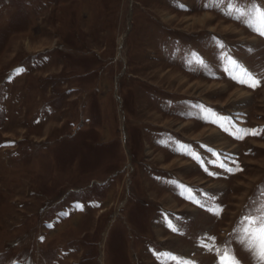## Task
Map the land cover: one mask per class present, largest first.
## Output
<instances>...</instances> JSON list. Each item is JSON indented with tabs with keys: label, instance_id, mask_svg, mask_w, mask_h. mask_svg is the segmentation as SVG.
<instances>
[{
	"label": "rangeland",
	"instance_id": "1",
	"mask_svg": "<svg viewBox=\"0 0 264 264\" xmlns=\"http://www.w3.org/2000/svg\"><path fill=\"white\" fill-rule=\"evenodd\" d=\"M253 6L0 0V264H258Z\"/></svg>",
	"mask_w": 264,
	"mask_h": 264
},
{
	"label": "snow or ice",
	"instance_id": "2",
	"mask_svg": "<svg viewBox=\"0 0 264 264\" xmlns=\"http://www.w3.org/2000/svg\"><path fill=\"white\" fill-rule=\"evenodd\" d=\"M249 11L258 21L259 26L254 28V30L257 31L259 35L264 36V6H253ZM233 64L235 65V62H233ZM241 77L242 79L240 82L248 83L251 87H256L261 83L260 80L256 79L247 70L241 72ZM242 131H244L245 134L259 135L256 129ZM238 138L243 137L240 136ZM228 171H232V169H228ZM234 231H240L242 233V241L246 240L245 246L253 251L254 256L258 260V264H264V208L256 215L242 217L239 228L234 229ZM219 264H239V261L235 256L228 252H224L223 255L219 257Z\"/></svg>",
	"mask_w": 264,
	"mask_h": 264
},
{
	"label": "crops",
	"instance_id": "3",
	"mask_svg": "<svg viewBox=\"0 0 264 264\" xmlns=\"http://www.w3.org/2000/svg\"><path fill=\"white\" fill-rule=\"evenodd\" d=\"M244 46L247 48V47H249V45L245 42L244 43ZM260 53V52H259ZM256 75H257V73H256ZM234 112V111H233ZM230 113V112H229ZM231 114V113H230Z\"/></svg>",
	"mask_w": 264,
	"mask_h": 264
}]
</instances>
